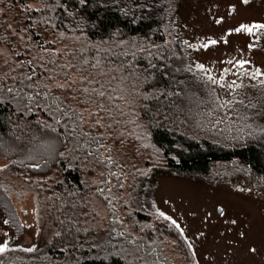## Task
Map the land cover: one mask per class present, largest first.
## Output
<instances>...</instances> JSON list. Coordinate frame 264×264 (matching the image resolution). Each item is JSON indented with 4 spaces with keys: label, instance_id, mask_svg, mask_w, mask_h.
<instances>
[{
    "label": "trees",
    "instance_id": "1",
    "mask_svg": "<svg viewBox=\"0 0 264 264\" xmlns=\"http://www.w3.org/2000/svg\"><path fill=\"white\" fill-rule=\"evenodd\" d=\"M178 2L0 0L23 15L17 26L26 25L33 43L17 54L18 68L0 67V157L33 187L45 227L42 246L12 245L0 264H175L167 247L179 236L143 209L154 169L211 179L237 165L264 191V88L253 104L233 105L252 127L235 124L232 137L216 132L217 118L228 115L191 70L177 34ZM49 34L74 46L72 59L53 47L42 53ZM13 37L0 30V42ZM76 74V86L58 87ZM130 141L147 158L138 175L141 166L117 149ZM0 209L21 228L1 184Z\"/></svg>",
    "mask_w": 264,
    "mask_h": 264
},
{
    "label": "rangeland",
    "instance_id": "2",
    "mask_svg": "<svg viewBox=\"0 0 264 264\" xmlns=\"http://www.w3.org/2000/svg\"><path fill=\"white\" fill-rule=\"evenodd\" d=\"M1 6L0 30L14 37L11 42H0V67L15 64L18 68L17 54L19 51L27 53L33 43L30 45L26 39L29 35L26 25L17 26L23 20L17 8ZM36 6L31 4L29 8ZM176 22L192 72L206 80L208 89L219 101L225 116L228 115L217 118L216 132L224 134V129L232 137L238 132L233 130L235 124L252 127L232 110L237 103L253 104L264 88V29H256L251 35L234 30L242 24H264V0H249L247 4L243 0H179ZM209 40L217 43L202 47ZM43 46V54H49L53 47L56 54L64 57L71 56L75 50L73 45L53 34L45 36ZM240 60L248 61L243 69L236 64ZM198 65H203L206 71H201ZM257 69L261 75L253 79L251 74ZM1 76L9 75L3 72ZM79 79L81 76L76 74L71 81L60 84L68 88L74 81L71 86H76ZM86 111L89 121L92 112ZM135 148L132 141L123 146L122 151L117 146L121 154L128 153L141 166L136 172L138 175L147 158L140 149L134 152ZM39 149L45 153L48 148L40 144ZM9 165L7 159L0 157V184L9 192L20 219L21 228L15 230L21 233L15 232L9 215L0 209V244L7 243L8 248L12 245L37 248L45 242V227L34 189L7 171ZM143 201V209L154 220L176 227L172 231L180 240H173L172 235L167 247L175 264H264V191L240 166L221 167L211 179L154 169L145 186Z\"/></svg>",
    "mask_w": 264,
    "mask_h": 264
},
{
    "label": "snow or ice",
    "instance_id": "3",
    "mask_svg": "<svg viewBox=\"0 0 264 264\" xmlns=\"http://www.w3.org/2000/svg\"><path fill=\"white\" fill-rule=\"evenodd\" d=\"M80 2L81 3H84V0H80ZM248 2H249V0H243V3H245V4H247ZM217 22L219 23V21H217ZM256 29H264V24H256V23L251 24V25H244V24H242L238 28H236L234 31L237 32V33L241 32V31H244V32L248 33L249 35H251V34H253L254 30H256ZM216 43H217V41H215V40H209L208 43L202 45V47L207 48L209 45H214ZM228 63H232V62L229 61ZM247 63H248V61H244V60L236 61V64H238V66L241 69H243L244 66ZM197 67L201 71H206L204 69V66L203 65H198ZM225 71H227V70H225ZM251 75H252V78L255 79L257 76H260L261 75V72H260L259 69H257ZM28 79L30 80L31 77H28ZM72 83H75V82L74 81L73 82H70L69 83V87H71V84ZM89 83H91V81H89ZM45 87H47V86L45 85ZM58 87H63V85H58ZM8 91H11V89H8ZM81 91L83 93H85V94H88L89 93V88L88 87H84V88L81 89ZM91 91L92 92H96L95 89H92ZM96 94H97V96H101V97L104 95L103 92H97ZM37 95H39V93H37ZM29 100L31 101L32 100V97H29ZM83 103H88V101L87 100H84ZM57 108L59 110V105H57ZM97 108H98L99 111H103L104 110L102 105H97ZM65 115H67V113H65ZM90 115H92V114L90 113ZM78 119L81 121V123H83V116L82 115H79L78 116ZM57 122H59V121H57ZM96 123L99 124L100 123L99 120H97ZM73 131H75V129H73ZM84 135H87V134L84 133ZM160 215L161 216H164V213L161 212ZM165 218L167 219V217H165ZM5 223H7V222L5 221ZM173 223L175 224V221H173ZM7 250H8V244L7 243L0 244V253H3L5 251H7ZM29 250H31V249H29ZM252 251H255V250L252 249Z\"/></svg>",
    "mask_w": 264,
    "mask_h": 264
}]
</instances>
